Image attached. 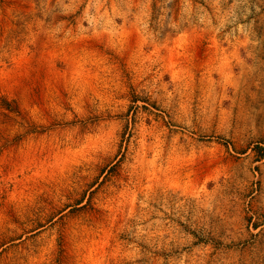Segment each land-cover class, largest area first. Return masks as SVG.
Segmentation results:
<instances>
[{"label": "rangeland", "instance_id": "374dc122", "mask_svg": "<svg viewBox=\"0 0 264 264\" xmlns=\"http://www.w3.org/2000/svg\"><path fill=\"white\" fill-rule=\"evenodd\" d=\"M0 264H264V0H0Z\"/></svg>", "mask_w": 264, "mask_h": 264}]
</instances>
